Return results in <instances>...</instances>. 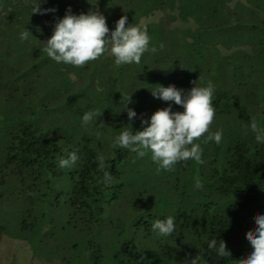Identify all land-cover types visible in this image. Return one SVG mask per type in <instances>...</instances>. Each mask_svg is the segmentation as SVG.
<instances>
[{
  "label": "rangeland",
  "instance_id": "obj_1",
  "mask_svg": "<svg viewBox=\"0 0 264 264\" xmlns=\"http://www.w3.org/2000/svg\"><path fill=\"white\" fill-rule=\"evenodd\" d=\"M70 3L75 15L101 12L110 30L124 15L128 24L146 26L149 51L139 64L117 66L109 52L79 68L56 63L42 49L68 7L61 8L59 0H0V264H119L126 256L125 245L163 264H187L190 259L180 256L173 240L175 231L159 236L152 223L169 216L175 221L178 214L205 201L221 210L227 200L194 191L189 173L195 161H181L174 171L157 173L150 152L140 158L117 145L115 138L125 129L143 130L141 115L150 120L170 103L173 111H183L174 102L153 97L151 91L159 85L188 91L193 81L203 87L211 80L213 98L222 92L234 111L255 106L263 117L264 0ZM39 4L56 11L32 14ZM25 29L31 34L21 40ZM177 29L190 30L187 43H178ZM160 44L162 50L150 51ZM241 77L249 84L240 85ZM130 95L132 103L126 105L123 98ZM218 103L209 133L222 128ZM126 106L137 113L134 121H129ZM88 111L100 115L85 127L82 117ZM23 127L36 132L33 141L42 148L35 160L29 158L33 165L19 151ZM209 133L195 141L201 145L202 159L209 143L220 145L214 140L204 143ZM76 149L80 160L60 168L59 159ZM97 154L105 157L104 171L112 179L102 182L104 191L97 198L102 212L84 216L77 207V188L84 161ZM203 167L195 166L197 172ZM194 216L200 220L198 210Z\"/></svg>",
  "mask_w": 264,
  "mask_h": 264
},
{
  "label": "clouds",
  "instance_id": "obj_2",
  "mask_svg": "<svg viewBox=\"0 0 264 264\" xmlns=\"http://www.w3.org/2000/svg\"><path fill=\"white\" fill-rule=\"evenodd\" d=\"M47 2V0H43ZM54 8H41L40 4L34 6L32 14L45 15L54 13ZM30 31L25 29L20 33L21 40H27ZM45 47L42 49L46 55L56 63L83 67L91 61H95L109 52L115 58L117 66L136 63L139 64L142 55L149 51L150 37L147 28L139 25L128 24L126 15L121 16L116 21L114 30H110L106 17L99 12L90 11L87 14L75 15L71 8L66 10L63 18L55 23L53 33L48 38ZM163 44L152 46L150 51L156 53L162 50ZM195 84L190 90L176 88L175 85L167 87L160 86L151 91L154 98L164 102H174L181 106L183 111H173L171 103L168 107L156 110L150 120L144 119L141 115V125L143 130L133 131L125 129L116 138L115 143L121 148L128 149L143 158L149 152L151 159L157 164V173L161 169L174 171L175 165L181 161H195L203 164L202 148L199 140L206 133H209L210 126L216 115L213 107V93L215 86L211 80L207 86H197ZM126 105L132 103L131 95L123 98ZM129 121L137 118V113L132 108H127ZM100 115L96 111H88L83 114L82 126H88L94 117ZM250 131L255 135L257 143H264V128L258 125L255 117H251ZM223 129L209 133L204 143L214 140L217 145L221 143ZM100 133H97L99 139ZM78 149L68 153L66 158L59 159V167L71 168L80 156ZM99 168L104 172V181L111 182V175L104 171L105 157L97 154ZM135 162V161H133ZM195 188H203L200 178H195ZM256 228L253 232L246 233V239L251 244V252L246 259L238 260V264H264V215L255 217ZM152 231L159 236L167 237L175 231L174 217H167L163 220H156L151 225ZM208 248L216 251L220 257H230L231 251L227 248L224 240L211 239ZM201 257L196 255L187 264H200Z\"/></svg>",
  "mask_w": 264,
  "mask_h": 264
},
{
  "label": "trees",
  "instance_id": "obj_3",
  "mask_svg": "<svg viewBox=\"0 0 264 264\" xmlns=\"http://www.w3.org/2000/svg\"><path fill=\"white\" fill-rule=\"evenodd\" d=\"M59 4L61 8H69L71 3L70 0H59ZM186 18L187 16L184 19ZM47 19L51 20L52 17ZM198 20L203 23L202 18ZM193 27H196L195 23ZM256 29V26L250 28L255 37L258 36ZM189 31L175 30L174 37L176 36L178 43L185 44L190 40H186ZM240 82V85L249 84L246 77H241ZM214 96L213 106L218 102L220 106L217 109L223 129L222 140L217 147L209 143L208 152L203 155V171L197 172V163L192 162L190 165L193 168L189 174H193L194 191L211 192L218 199L224 197L227 206L219 210L216 204L211 206L212 202L198 203L191 210L176 216L175 235L172 236L182 257L186 256L191 260L199 255L203 264H238V260L246 259L251 252L246 233L249 230L254 232L255 217L264 215V143H257L249 128L251 117H255L258 125L264 128V116H260L255 106L238 107L234 111L228 103V97L222 92L215 93ZM228 122L231 124L228 125ZM35 134L32 128L23 127L19 151L27 154V159L34 158L35 154L42 151L39 143L33 141ZM28 165H33L31 159ZM82 171L81 185L77 188V207L84 216L96 211L97 217L102 212L97 198L104 191L100 181L104 178V173L100 170L96 157L84 161ZM197 176L203 184L201 189L194 186ZM196 210L200 212V220L194 216ZM211 239L224 240L231 256L220 257L215 250L209 249L207 245ZM124 249L126 256L119 264H163L134 245H125Z\"/></svg>",
  "mask_w": 264,
  "mask_h": 264
}]
</instances>
